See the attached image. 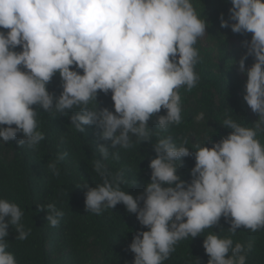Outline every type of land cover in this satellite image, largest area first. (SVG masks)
I'll use <instances>...</instances> for the list:
<instances>
[{"label":"clouds","instance_id":"clouds-1","mask_svg":"<svg viewBox=\"0 0 264 264\" xmlns=\"http://www.w3.org/2000/svg\"><path fill=\"white\" fill-rule=\"evenodd\" d=\"M230 3L220 26L252 34L243 42L247 50L238 64L247 75L243 99L258 119L248 127L226 116L222 124L232 129L227 136L211 147L205 143L211 137L192 144L196 163L187 181L178 168L193 154L188 140L178 144L162 133L183 120L179 89L191 90L199 80L195 45L207 22L193 0H0V143L22 133L21 147H38L45 139L38 129L39 110L52 115L77 110L71 116L76 131L100 129L101 139L111 145L98 146L103 159L95 161L94 170L101 182L81 186L87 189L85 208L99 215L123 203L148 229L136 232L129 245L132 264H164L179 241L202 235L222 216L231 234L241 227L264 228V144L257 138L264 132V0ZM249 56L254 62L247 67ZM57 73L59 95L48 88ZM100 92L111 93L114 110L99 106ZM153 117L155 130L149 126ZM194 119L205 121V112ZM154 135L150 182L134 196L123 187L125 172H111L103 161L118 160L119 150ZM66 155L49 162L53 175L60 174L57 165ZM44 208L47 223L58 226L64 212L55 203ZM23 216L16 202L0 198V264H17L7 237L11 226L15 239H27L31 229ZM204 236L207 264H247L245 246L231 235Z\"/></svg>","mask_w":264,"mask_h":264},{"label":"trees","instance_id":"trees-1","mask_svg":"<svg viewBox=\"0 0 264 264\" xmlns=\"http://www.w3.org/2000/svg\"><path fill=\"white\" fill-rule=\"evenodd\" d=\"M193 3L207 22L205 35L195 45L199 51V62L195 65L199 80L191 90L186 86L179 89L183 120L162 133L178 144L182 139L188 140L193 154L182 158L178 168V174L187 181L191 180V169L196 163L192 144L211 137L205 142L211 147L227 136L232 129L222 124L226 116L248 127L258 119L243 99L247 75L239 71L238 64L247 50L243 42L250 40L252 34H236L230 27L220 26L221 13L225 19L229 17L230 0H193ZM253 62L254 58L249 56L246 66L250 67ZM48 88L57 95L61 93L59 73L54 75ZM98 103L101 108L114 110L111 93L100 92ZM76 111L52 115L39 110L38 129L45 134V139L35 149L18 144L22 133L6 144L0 143V198L16 202L24 210L22 223L31 229L27 239L21 241L15 239L18 233L10 226L7 250L14 254L17 264H132L134 253L129 245L136 232L148 230L123 203L99 215L86 211L87 189L81 186L88 183L95 187L101 182L94 170L95 161L103 159L98 146L100 143L110 146L111 141L101 139V130L94 125L85 126L84 132L76 131L71 123ZM201 111L205 112L206 120L197 122L194 117ZM160 114L166 111L162 109ZM154 120L155 117L149 120L153 130ZM257 138L264 144V132H258ZM155 139L154 135L152 141L137 144L130 150H119L118 160L110 157L103 161L109 171L125 172L128 183L123 187L134 196L143 193L150 182L149 165L156 156ZM61 153L67 155L59 161L60 174L56 176L48 164ZM49 203H55L64 212L56 227L47 223V209L40 210V206ZM230 227L222 216L217 225L205 229L202 235L179 241L164 264H198V260L199 264H207L209 256L203 241L209 232H217L222 237L231 235L234 243H242L247 264H264V228L254 232L241 227L231 234Z\"/></svg>","mask_w":264,"mask_h":264}]
</instances>
